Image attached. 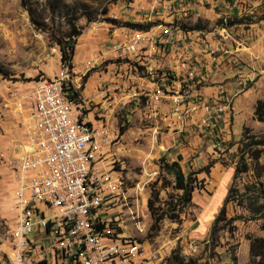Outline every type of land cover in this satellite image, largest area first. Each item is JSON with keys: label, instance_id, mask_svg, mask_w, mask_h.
Returning <instances> with one entry per match:
<instances>
[{"label": "rangeland", "instance_id": "1", "mask_svg": "<svg viewBox=\"0 0 264 264\" xmlns=\"http://www.w3.org/2000/svg\"><path fill=\"white\" fill-rule=\"evenodd\" d=\"M63 1L71 7L83 3L90 18L83 15L75 21L82 27V33L74 47L75 65L69 69L71 84L78 92L83 87L89 89V96L79 92V99L97 101L101 93L110 98L94 111L98 125L104 124L112 138L98 164L103 170L112 171L129 195L121 216V222L126 225L124 233L139 243V251L154 264H174L172 255L176 252L183 256L184 262L191 264H235L233 256L238 264L248 262L246 236H263L261 221L242 220L239 214L244 211L227 202V221H218L211 232L219 211V208L214 209L219 202L222 205L226 193L221 197L222 189L215 191L207 210L201 211L199 206L203 205V200L198 192L202 190L207 195L213 191V188L205 189L204 179L209 172L197 173L203 187L194 190L193 205L177 220L164 218L156 232L150 231L146 202L151 189L160 186V204L175 193L171 185L164 186L171 179L161 170L160 161L173 160L178 152L185 172L200 170L210 159L217 160L221 171L225 167L234 171L243 127L252 132L264 130V125L252 117L254 101L264 97V0H174L169 12L156 14L161 15L160 19L153 16L155 7L147 9L143 5L150 2L154 6L156 0ZM28 6L29 3L22 6L20 0H0V66L4 70L0 73V150L5 158L0 161V264H10L13 257L17 186L14 167L25 143L24 120L31 107L27 91L34 81L52 77L59 71L63 64L55 40L62 39L69 31L63 16L47 12L44 0H32ZM232 19L240 20L230 23ZM153 21L149 30L157 29L155 25L160 23L175 32L179 30L185 38L183 43L171 45L165 53L154 55L162 73L161 79H156L161 89L165 86L166 70H178L185 63L182 61H187L194 63L196 77L181 88L170 78L171 90L201 101L208 98V94L203 93L204 88L214 92L220 85L233 97L229 112L215 124L216 135L206 126L174 123L167 100L155 108L148 104L145 93L152 80L131 79L133 59H118L116 53L107 51L115 40L132 31L126 22ZM98 52L101 55H96ZM212 54L218 60L217 69L207 63ZM89 57L99 60L98 66L83 74L82 63ZM136 71L142 75L141 69ZM102 103L103 100L99 101ZM95 107L90 105L89 108L94 110ZM201 113L200 109L196 112L197 120ZM120 126L123 133L119 131ZM215 136H219L221 142L218 147L213 141ZM244 180L245 176L235 179L239 187ZM200 215H211V218L204 233L193 235L191 220H197ZM36 233L33 231L28 237L35 238ZM41 245L47 247L48 240L38 242L37 246ZM23 264H36V255L27 256ZM45 264H55L49 253Z\"/></svg>", "mask_w": 264, "mask_h": 264}, {"label": "built area", "instance_id": "2", "mask_svg": "<svg viewBox=\"0 0 264 264\" xmlns=\"http://www.w3.org/2000/svg\"><path fill=\"white\" fill-rule=\"evenodd\" d=\"M173 2L156 0L155 14L169 12ZM158 27V33L132 30L107 51L116 53L118 59H133L131 79L152 80L145 93L148 104L155 108L167 100L174 123L212 130L229 112L233 97L220 85L201 101L171 90L170 78L181 88L196 77L194 63L187 61H182L185 63L178 70H166L161 89L156 79H161L162 73L154 55L165 53L185 38L179 30L160 23ZM214 56L207 63L217 69ZM98 63L94 59L83 62V74ZM69 69L68 64L61 65L56 74L34 81L27 91L31 107L24 120V148L14 167L16 215L10 264H23L33 255L36 264H45L48 253L55 264H154L139 251V243L124 233L126 225L121 216L129 195L122 189L121 180L98 164L112 140L110 131L102 123L93 125L85 118L84 106L68 97ZM199 109L202 113L197 120ZM215 139L218 147L221 142ZM4 159L0 150V161ZM35 230L45 233L49 242L46 248L37 246L44 236L28 237Z\"/></svg>", "mask_w": 264, "mask_h": 264}, {"label": "trees", "instance_id": "3", "mask_svg": "<svg viewBox=\"0 0 264 264\" xmlns=\"http://www.w3.org/2000/svg\"><path fill=\"white\" fill-rule=\"evenodd\" d=\"M31 1L32 0H20V3L22 6H26V4L28 5L29 3L30 6ZM44 8L50 15L57 14L63 16L65 23L68 25L69 31L64 33L62 39H56L55 42L60 51L61 64H68L69 67L72 68L73 65L71 61L74 44L77 37L82 33V27L76 24L75 21L83 15H85L88 20L90 19L85 10V5H83V3H78V5L71 7L63 0H44ZM239 20L240 19H232L230 23L239 22ZM110 21L116 24L118 23L115 19H111ZM125 25L132 30L146 31L153 25V22H126ZM0 73H4L1 66ZM65 89L70 100L74 102L79 101V92L77 88L69 84ZM252 113L253 119L264 125V97L257 98L254 101ZM206 127L209 131L211 130L208 126ZM215 128L216 126L211 130L213 136L216 135ZM119 131L123 133V128L121 126ZM215 137L219 139V136ZM213 141L215 144L216 139ZM236 157L237 160L234 165L233 178L224 197V201L213 220L211 232L215 230V225L218 221H227L225 209L227 202L236 204L242 212L244 211V214H239V218L244 221L260 220L261 227L264 229V162L262 161L264 157V130L252 132L250 128L243 127L242 134L237 144ZM180 160L181 155L177 154L173 160H162V162H159L161 170L165 171L171 179L168 180L164 186L171 185L175 193L170 199H164L160 204L158 203V192L161 186L158 189H151L146 202L151 218V232H156L159 229V224L164 218L177 220L186 208L193 205L192 199L194 190L203 187L202 180L197 178V173L201 171L208 173L213 163L217 162L216 159H210L200 170H188L185 172L179 163ZM238 176H245V180L241 187H239L235 181ZM246 238L249 240L248 262L239 264H264V235H247ZM172 257L174 264H191L190 262H184L183 256L178 252L173 254ZM231 259L235 264H238L234 256L231 257ZM39 264H42V262Z\"/></svg>", "mask_w": 264, "mask_h": 264}, {"label": "crops", "instance_id": "4", "mask_svg": "<svg viewBox=\"0 0 264 264\" xmlns=\"http://www.w3.org/2000/svg\"><path fill=\"white\" fill-rule=\"evenodd\" d=\"M151 3L150 2H144V7H147V9H150V7H153V6H151L150 5ZM156 10V9H155ZM156 12V11H155ZM156 13H158V12H156ZM153 16H156V17H158L159 19L161 18V15H156V14H153ZM149 20H150V18H148ZM133 20V19H132ZM134 21H138L137 19H135ZM151 21V20H150ZM134 23V22H133ZM153 24H154V21H153ZM155 27L157 28V29H155V30H149L150 32H152V33H158L159 31H160V28L158 27V24L157 25H155ZM94 36H96L95 34H94ZM79 37V36H78ZM78 37H77V39H76V42H75V44L77 43V40H78ZM75 44H74V47H75ZM99 54V52L96 54V55H98ZM95 55V56H96ZM93 58V57H92ZM88 59H91V57H89V58H87L86 60H88ZM72 65H75V62H74V48H73V55H72ZM116 62H118V61H116ZM156 63V62H155ZM114 64V63H113ZM156 65H157V67L159 68V63H156ZM86 76H89L88 74L86 75ZM88 77H86V79H87ZM116 78H117V76H116ZM89 79V78H88ZM88 79H87V82H88ZM86 82V83H87ZM73 83V82H72ZM86 85V84H85ZM79 92L81 93V94H83V92H84V95L86 96V97H88L89 96V89L88 88H86L85 89V87H83L81 90H79ZM211 92H212V90H210L209 88H204L203 89V93H205V94H208L207 96H209L210 94H211ZM82 97V96H81ZM98 98H97V101H94L95 100V98H93V100H91V99H89V98H87V99H85V98H80L79 99V102L84 106V110H85V118L87 119V120H89L93 125H98V123H99V120L98 119H96V117H95V115H94V111H96V109L97 108H102L103 106H104V104H106V100H109L110 98L109 97H104L103 96V94L101 93V94H99V96H97ZM101 100H103V102L104 103H102V104H99V101H101ZM90 105H95L96 107H95V109L94 110H90ZM106 106V105H105ZM178 127V126H177ZM178 154V152H176L175 153V155H177ZM232 174H233V169H231V168H227L226 169V167H225V169H223L222 171H221V165L219 164V163H217V162H215L211 167H210V170H209V176H208V178H209V180H208V178H205L204 179V176H199V177H201V178H203L204 179V181H205V189L206 190H209L210 191V189H212L213 188V191H211L209 194H207V195H205L204 193H202L203 191L202 190H200V193L198 192V195H200L201 197H202V200H203V205L202 206H199V208L201 209V211L202 212H205V210H207V207L209 206V203L211 202V200H212V198H214V192L215 191H217L218 192V189H222V195H221V197L223 196V194H225L226 193V191H227V188L229 187V183L231 182V178H232ZM227 182H228V185H227V187H226V184H227ZM195 193H196V191L193 193V200H195L194 199V195H195ZM220 207H221V205H220V202L218 203V205H217V207L214 209V211L217 209V208H219L220 209ZM213 211V212H214ZM201 213V212H200ZM205 217H207V221L205 220L204 221V218ZM209 218H211V215L210 216H202V215H200L199 216V218L197 219V220H191L192 222H193V224H192V230L193 231H195L194 232V234L193 235H197V234H202V233H204V231L207 229V226H208V224L207 223H209ZM35 231H37V233H36V235H41L42 237L45 235V233L44 232H40L39 230H35ZM44 238L47 240V238L44 236ZM44 239H42L41 241H43ZM40 241V242H41ZM42 246V245H41ZM44 247V246H43ZM44 248H46V247H44Z\"/></svg>", "mask_w": 264, "mask_h": 264}]
</instances>
